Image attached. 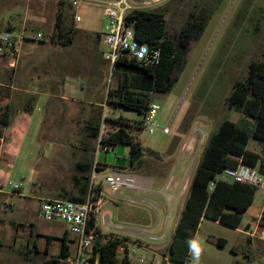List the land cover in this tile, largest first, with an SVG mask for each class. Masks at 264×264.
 I'll return each mask as SVG.
<instances>
[{
    "label": "rangeland",
    "instance_id": "1",
    "mask_svg": "<svg viewBox=\"0 0 264 264\" xmlns=\"http://www.w3.org/2000/svg\"><path fill=\"white\" fill-rule=\"evenodd\" d=\"M71 1L0 0V32L23 36L16 68L9 67L8 59L0 60V98L10 95L5 100L15 112L34 111L14 169V179L44 199L67 200L65 197L78 194L74 176L82 173L77 163L93 166L98 163L105 165L107 171L117 168L129 174L150 175L157 182L162 180L159 195L121 188L114 197H110L118 207L108 204L102 209L114 216L116 211L128 213L135 207L136 213H141L154 224L167 215V204L169 211L173 210L171 191L180 179V188L176 186L174 192V213L169 218V237L184 208L192 178L209 138L224 119L239 123L244 117L242 113L229 109L227 99L235 82L247 77L250 63L264 59V0H221L218 3L201 38L192 47L172 91L152 97V102L159 107L153 120L155 130L150 132L146 127L136 132L130 129L131 133L138 134L145 152L142 164L134 168L129 165L127 146L117 145L110 151L99 150L101 136L113 125L110 119L119 115L128 118L130 123L144 119L143 114L134 110L114 109L106 104L108 90L117 88L119 81L113 75L114 67L105 60L108 49L97 36L106 25L103 6L82 4L72 9ZM131 1L135 9L161 11L170 29L177 20L184 21L189 11H199L216 2ZM59 11L63 12V25L72 37L68 45L58 44L56 36L52 39L57 33ZM75 13L81 17V22L74 21ZM37 35H41V39H37ZM118 66L115 67L120 70ZM95 127H99L97 137L92 135ZM164 128H168L167 133ZM192 139L191 150L186 151ZM249 147L261 150L253 139ZM149 151H155L159 156ZM127 198L136 203L130 204ZM262 206L264 189L257 188L254 212ZM252 215L250 212L245 214L238 228L203 219L194 239L200 248L199 255L191 248L187 262L264 264L261 251L264 230L252 225L255 223ZM248 221L250 227H244ZM145 223L123 226L137 231L146 228ZM40 224L55 225L59 234H64V224ZM26 230L18 224L11 232H21L25 242ZM243 230L252 236L244 235ZM67 235L75 236L70 232ZM167 237L163 246L142 240L141 243L155 254L140 251L138 256L128 258L126 264H154L155 260L160 264H174L163 259L170 241ZM12 239L13 236L9 244L0 246V264H41L33 256L28 259L22 241L14 245ZM30 248H33V243ZM49 249L57 256L59 242H53ZM139 257H143L144 262L141 263ZM118 264H123L122 259Z\"/></svg>",
    "mask_w": 264,
    "mask_h": 264
},
{
    "label": "trees",
    "instance_id": "2",
    "mask_svg": "<svg viewBox=\"0 0 264 264\" xmlns=\"http://www.w3.org/2000/svg\"><path fill=\"white\" fill-rule=\"evenodd\" d=\"M220 1L216 0L199 11H189L186 19L177 20L171 29L161 11L136 9L127 16V23L135 24L136 39L147 43L152 51L158 50L160 57L157 64L148 67H141L134 60L126 58L117 62L120 70L114 67L113 75L119 83L117 88L111 87L108 90L106 104L114 109L134 110L143 114L144 119L138 123H130L128 118L121 115L110 119L113 125L100 139L105 151H110V146L114 148L125 145L129 148L130 167L142 164L145 152L138 134L131 133L130 129L137 132L145 128V117L154 94L166 95L172 91L185 68L192 47L201 38ZM64 18L63 12L59 11L56 17L57 33L52 39L56 36L58 44L68 45L72 37L63 25ZM97 36L101 39V35ZM5 99L0 98V137L3 129L10 125L14 113ZM227 104L229 109L242 113L244 117L239 123L224 119L209 138L167 253L164 254L172 263L185 264L188 261L190 242L194 241L203 219L238 228L243 215L255 201L256 187L226 179L217 180L224 169L243 164L257 167L264 176V59L250 63L247 77L235 82ZM98 134L99 127L92 129L93 136L97 137ZM252 139L259 144L260 151L249 150ZM149 152L159 156L155 151ZM76 166L82 173L74 176L78 194L65 198L76 202H86L89 198L92 202L99 201L103 188L100 184L91 186V175L94 170L100 172L104 168L98 163L94 166L90 163H77ZM212 182L215 185L211 190ZM258 226L264 230V207ZM69 249L66 238L62 237L58 255L62 261L49 260L46 264H68L65 259L70 255ZM261 251L264 253V243ZM95 253L98 254L99 264H118L119 259H122L123 264L128 261V257L122 255L120 246L114 241L100 240L95 246Z\"/></svg>",
    "mask_w": 264,
    "mask_h": 264
},
{
    "label": "built area",
    "instance_id": "3",
    "mask_svg": "<svg viewBox=\"0 0 264 264\" xmlns=\"http://www.w3.org/2000/svg\"><path fill=\"white\" fill-rule=\"evenodd\" d=\"M82 4H98L103 6V13L106 17V25L101 34V42L108 49L105 60L115 67L117 62L126 58L134 60L141 67H148L159 62V51H152L147 43L139 42L135 37L133 23H127V16L135 9L131 0H72V9H77ZM74 21L81 22V17L75 13ZM41 39V35H37ZM22 37L14 36L9 32H0V60L8 59L9 67L16 68L21 52ZM159 107L151 103L145 117V128L150 132L155 130L154 118ZM168 132V128H164ZM100 142V141H99ZM194 139L189 142L186 151L191 150ZM3 139L0 137V150ZM101 144V142H100ZM102 148V146L100 145ZM99 150H104L102 148ZM113 147H109L112 149ZM102 179L104 185L110 189L111 196L121 189L126 188L135 191L148 192L150 186L145 179L114 168L113 171L100 178L94 170L91 175V186ZM218 179H226L231 182H240L256 188L264 189V176L260 174L258 168L239 164L236 168L224 169ZM215 182H212V190ZM21 185H14L13 191L19 189ZM134 202V200H130ZM142 203H146L142 201ZM174 213V209L163 219H159L154 226H147L142 229H128L123 226L115 225L112 215L109 212H100L99 201L92 202L90 198L86 202H76L70 200H49L42 199L39 203V216L46 222L59 221L66 225L67 232L77 237L76 250L70 254L65 262L68 264H99L98 254L95 253V246L100 240L117 242L122 251V255L128 258L136 257L140 251L152 252L150 248L142 244V240L155 241L156 232L164 238L168 233L169 218ZM165 257V256H164ZM164 260L170 261L168 258ZM139 261L144 262L143 257ZM154 264H160L158 260ZM175 264V263H174ZM185 264H191L186 262Z\"/></svg>",
    "mask_w": 264,
    "mask_h": 264
},
{
    "label": "crops",
    "instance_id": "4",
    "mask_svg": "<svg viewBox=\"0 0 264 264\" xmlns=\"http://www.w3.org/2000/svg\"><path fill=\"white\" fill-rule=\"evenodd\" d=\"M102 32L103 31H101L98 34L101 35ZM7 97L9 98L10 95H8ZM10 106L12 107L11 104ZM12 110L14 113L12 116L11 123L8 127L3 129V135L1 136V138L3 139V144L0 150V246H3L4 243H8L10 241V237L13 236L12 243L14 245L18 244V241L19 243L22 241V247L25 250L28 259H30V257L33 256L34 258L39 259V262L41 264H46L47 261L49 260H60L58 258L59 254L56 256L55 253H52L49 249V247L53 244V242H59V246L61 247V239L62 237H65L67 240V244L70 248L69 252L70 254H73L76 250L77 237L76 236H73L72 238L68 237L67 227L65 224L63 228V233H64L63 236L59 234V231L58 229H56L55 225L39 226L41 225L40 224L41 222H46L42 220L39 216V203L44 198L38 195H34L33 193L30 192L29 188H25L22 186L16 191H13L14 185H20V183L16 182V180L14 179V169L21 155L23 143L29 131L30 124L32 122V113L34 111L15 112L13 107ZM248 148L251 151L258 152L256 149L254 150V149H250V147ZM100 167L104 168V170L98 172L100 178H103L105 175H108L113 171V170L107 171L105 165H101ZM130 173L141 179H145L148 182L150 186V190L147 193L153 195H159L163 185L162 180L160 182H157V180L150 175L134 173V172H130ZM29 182H30V178H29ZM181 183L182 180L180 179L177 180L174 188L171 191V195L174 199L173 209L175 208L176 205V196L174 194L175 188L178 185L180 188ZM96 184H100L103 188L99 200L100 212H109L107 210L102 209L104 206L108 204L118 207V203H116L113 199L110 198L113 196H111L110 189L104 185L102 179H100ZM130 200L132 199H128V198L126 199V201H128L130 204H134V202H130ZM263 207L264 206H262L260 210L254 212V202H253V204L249 207V209L245 213L248 214L250 212L253 214L251 216V219L255 220V223H253L252 225H255L256 228L258 227V220L261 217ZM132 208L134 209V211L130 209L129 211H127L128 213L121 212L120 210L116 211L114 213V216L112 215L113 222L115 223V225H119V226H123V224L138 225L137 223L141 224V222L143 223L146 222L145 223L147 224L146 226H154L158 223L157 222L156 224H154L153 221L146 220L147 218L143 216L141 213L139 214L135 212L136 210L135 207ZM167 209H169V204H167ZM181 213L182 211H180L177 221L174 223L173 229L169 233V237H167L168 236L167 234L164 238H161L160 237L161 234L156 232L155 237H157L158 240H155L153 244L157 246H163L166 243L165 241L166 237L167 239L170 240L169 241L170 244L172 240V235L179 222ZM49 223L63 224L62 222L59 221H53ZM18 224H20L21 226L27 229L25 235L26 236L25 242H24V237H22V233L18 232L20 231L19 228L21 229V227L18 228V231H14V233L11 232L12 228ZM123 227L133 230L131 227L128 226H123ZM244 227L247 228L250 227V221L246 222ZM251 227L253 228V226ZM18 233L21 234L18 235ZM243 234L246 236H252L249 232L245 230H243ZM147 242L150 241L147 240ZM32 243H33V248L31 249L30 247ZM145 253L149 254L148 252ZM150 253L155 254L153 251Z\"/></svg>",
    "mask_w": 264,
    "mask_h": 264
},
{
    "label": "clouds",
    "instance_id": "5",
    "mask_svg": "<svg viewBox=\"0 0 264 264\" xmlns=\"http://www.w3.org/2000/svg\"><path fill=\"white\" fill-rule=\"evenodd\" d=\"M190 248L195 249L197 256L199 255L200 248L196 242H190Z\"/></svg>",
    "mask_w": 264,
    "mask_h": 264
},
{
    "label": "water",
    "instance_id": "6",
    "mask_svg": "<svg viewBox=\"0 0 264 264\" xmlns=\"http://www.w3.org/2000/svg\"><path fill=\"white\" fill-rule=\"evenodd\" d=\"M133 26H135V24L133 23ZM134 31H135V29H134Z\"/></svg>",
    "mask_w": 264,
    "mask_h": 264
}]
</instances>
